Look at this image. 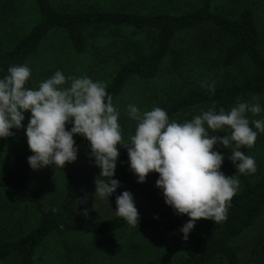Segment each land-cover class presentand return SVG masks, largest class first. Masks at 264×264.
<instances>
[{"label": "rangeland", "instance_id": "rangeland-1", "mask_svg": "<svg viewBox=\"0 0 264 264\" xmlns=\"http://www.w3.org/2000/svg\"><path fill=\"white\" fill-rule=\"evenodd\" d=\"M51 1L58 8L138 13L181 12L196 8L200 3L199 0ZM212 7L217 13L229 15L238 13L244 7L251 8L260 33L261 51L264 54V0H213ZM37 17V7L32 0H0V50L25 33ZM207 28L178 32L159 73L153 78L131 76L120 94L113 99V104L120 112L119 123L124 142L134 134L136 127V122L127 115L129 104L138 106L142 112L157 106L163 108L180 94L194 86H202L204 82L216 85L234 82L242 77L243 72L239 66L228 68L218 66L220 52L213 51L206 54L194 44L193 37ZM85 37L86 50L77 52L63 31H51L36 52L25 62L32 70L30 79L33 87L38 88L42 81L57 70L62 71L66 77L86 75L93 81L104 84L110 81L122 62L136 53L150 51L154 45V36L151 32L135 30L129 26L89 28L85 31ZM253 97H257L264 107V90L260 93L243 95L237 102L251 101ZM209 108L211 106L206 104L195 105L180 112L172 120L183 122ZM262 118L264 112L255 117L250 115V119ZM13 131L14 136L0 138V173L7 171L17 156L23 155L28 158L33 154L29 150L24 129H13ZM76 145L79 147L78 159L66 163L63 169L53 166L39 170L31 168L32 187L45 202L53 205L61 199L65 186L64 174L66 171H72L80 184L77 209L85 218L115 215V197L124 190L133 193L138 212L147 211L142 197L122 183L116 193L109 197V202L95 199V178L100 170L88 158L90 151L88 144L76 143ZM248 149L247 155L254 157L257 165L255 174L248 175L254 180L264 170V134H259L254 147ZM218 150L224 155L229 151L222 147H218ZM221 170L231 175L224 169ZM153 173H149L147 177ZM114 178L118 179L116 170ZM85 194H87V202L80 203ZM161 198L165 207L174 213L173 209L164 202L162 192ZM175 215L184 222L189 219L186 214ZM208 221L201 218L194 228L199 230ZM33 223L31 212L16 204L7 190H1L0 240L16 237L29 229ZM232 244L237 250L241 264H264V208L257 220L241 235L234 238ZM182 247L183 241L175 234L150 232L134 227H125L101 235L57 231L42 243L37 251L35 264H145L147 259L175 264Z\"/></svg>", "mask_w": 264, "mask_h": 264}, {"label": "trees", "instance_id": "trees-1", "mask_svg": "<svg viewBox=\"0 0 264 264\" xmlns=\"http://www.w3.org/2000/svg\"><path fill=\"white\" fill-rule=\"evenodd\" d=\"M32 1L37 7L38 17L25 33L0 50V77L7 75L9 66L25 64L51 31H63L77 52L86 50L85 31L89 28L129 26L135 30L151 32L154 36L151 50L136 53L126 59L118 66L110 81L104 83L107 92L114 99L131 76L153 78L159 73L178 32L208 27L193 37L194 44L206 54L220 52L218 66H239L243 75L237 81L216 84L214 93L202 86L188 89L163 107L170 119L201 104L227 111L241 96L264 90V54L251 8L244 7L238 13L229 15L215 12L212 7L213 0H199L196 8L186 11L138 13L99 9L73 10L58 8L51 0ZM27 86L34 88L31 79ZM29 115L30 113L25 114V126ZM67 127L70 128L71 125ZM74 139L76 143L88 144L79 135H75ZM118 147L120 156L116 167L117 178L129 189L137 192L147 207L146 212H139V225L134 228L178 236L183 241V247L175 264H241L232 241L257 220L264 208V170L254 180L248 175L239 174L228 159L231 152L229 150L224 155L221 169L238 176L240 188L232 198L227 219L216 224L209 220L201 229L194 228L189 238L184 240L180 228L185 222L165 207L161 190L156 187L159 174L154 172L146 177L145 182H137L129 168L127 148ZM242 151L247 155L249 149L243 148ZM64 181L61 199L51 205L34 191L31 167L25 156H17L11 167L0 173V191L7 190L16 204L31 212L34 222L29 229L16 237L0 240V264H35L38 249L57 231L101 235L132 227L116 214L103 218L82 216L77 209L80 193L77 176L72 171H66ZM145 264L165 263L147 259Z\"/></svg>", "mask_w": 264, "mask_h": 264}, {"label": "clouds", "instance_id": "clouds-1", "mask_svg": "<svg viewBox=\"0 0 264 264\" xmlns=\"http://www.w3.org/2000/svg\"><path fill=\"white\" fill-rule=\"evenodd\" d=\"M31 74L28 65L18 64L9 66L7 75L0 77V138L14 136L13 129H24L33 153L28 164L39 170L47 166L63 169L66 163L75 162L79 147L74 136L83 137L88 141L90 162L100 170L94 197L108 202L122 186L114 178L118 146L127 148L129 168L137 182H145L151 172L158 173L155 184L164 202L175 214L189 217L180 228L184 240L201 218L215 224L225 221L239 189L238 176L221 170L224 153L218 147L231 150L228 159L239 174L257 171L255 158L242 151L254 147L258 135L264 134V118L250 119L264 112L257 97L238 101L227 111L209 108L183 122L170 119L161 107L142 112L129 104L127 115L136 127L124 142L120 112L102 82L86 75L66 77L57 70L38 88H30ZM202 87L215 92L214 83L204 82ZM26 113L30 115L25 126ZM79 202L86 203L87 194ZM115 202V214L129 226H138L140 215L133 193L124 190Z\"/></svg>", "mask_w": 264, "mask_h": 264}]
</instances>
